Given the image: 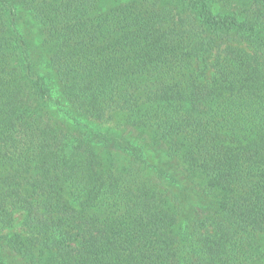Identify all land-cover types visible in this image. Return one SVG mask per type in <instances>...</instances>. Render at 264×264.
<instances>
[{"label":"trees","instance_id":"obj_1","mask_svg":"<svg viewBox=\"0 0 264 264\" xmlns=\"http://www.w3.org/2000/svg\"><path fill=\"white\" fill-rule=\"evenodd\" d=\"M0 264H264V0H0Z\"/></svg>","mask_w":264,"mask_h":264}]
</instances>
